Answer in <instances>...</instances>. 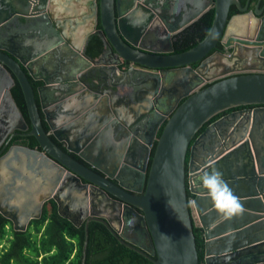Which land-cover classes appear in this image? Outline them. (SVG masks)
Listing matches in <instances>:
<instances>
[{"label":"water","instance_id":"water-1","mask_svg":"<svg viewBox=\"0 0 264 264\" xmlns=\"http://www.w3.org/2000/svg\"><path fill=\"white\" fill-rule=\"evenodd\" d=\"M260 1L248 9L239 0H0V147L14 130L28 129L10 93L15 80L29 118L26 135L39 146L15 145L0 156V214L13 229L26 230L51 199L62 217L85 223L86 238L88 223L98 221L153 264H200L193 226L202 230L203 264H263ZM164 3L170 26L156 11ZM231 6L238 13L230 17ZM212 8L204 38L173 52L170 33ZM158 32L167 47L146 45L149 36L159 42ZM93 33L112 59L104 50L96 58L85 54ZM218 43L227 53L215 50ZM119 60L133 67L122 71ZM29 77L41 82L36 90ZM100 80L118 92H93L88 82ZM137 146L140 164L131 162ZM213 169L239 197L242 215L225 219L214 207L200 180ZM126 171L139 179L136 192L120 176ZM136 225L145 247L126 235ZM85 249L86 240L82 264Z\"/></svg>","mask_w":264,"mask_h":264},{"label":"trees","instance_id":"trees-1","mask_svg":"<svg viewBox=\"0 0 264 264\" xmlns=\"http://www.w3.org/2000/svg\"><path fill=\"white\" fill-rule=\"evenodd\" d=\"M242 5L248 3V7H252L256 0H239ZM264 1L260 2V6ZM235 6H231L229 14L237 13ZM214 10L213 8L205 12L202 17L196 22L198 40L204 38L208 32ZM100 25L98 24V28ZM197 41L193 42L195 44ZM192 44V45H193ZM186 46L185 49L192 46ZM101 37L97 33L89 36L85 46V54L88 57L96 58L103 50ZM34 90L41 84L40 81L29 77ZM207 83L205 86H208ZM11 96L22 114L24 120L29 127V118L25 106L24 97L21 87L17 80L14 81L10 88ZM238 109V108H235ZM234 110V108L223 111L214 116L208 121L196 134L212 121L220 116ZM42 117V114H41ZM42 120V124H43ZM165 122L161 125L157 132V137L160 136ZM45 125V126H44ZM45 130H48L44 122ZM195 136V137H196ZM52 140L59 146L54 137ZM22 144L30 148H39L33 136L23 138ZM156 142L150 150L147 169H149L151 159L154 153ZM189 155V154H188ZM188 155L186 161L188 160ZM76 160L87 165L75 154H71ZM188 199L193 197V194L187 191ZM198 259L200 264H203V249L204 240L202 230L197 226H193ZM86 240L84 264H153L148 258L137 252L136 250L121 243L110 230L98 221H90L87 228V238L85 223L80 226H75L66 218L62 217L57 212V205L53 200H49L43 208L42 214L38 219H31L24 231H15L9 219L0 214V264H82L83 245ZM155 258V256H154Z\"/></svg>","mask_w":264,"mask_h":264},{"label":"flooded vegetation","instance_id":"flooded-vegetation-1","mask_svg":"<svg viewBox=\"0 0 264 264\" xmlns=\"http://www.w3.org/2000/svg\"><path fill=\"white\" fill-rule=\"evenodd\" d=\"M261 1H264V0H261ZM260 1V2H261ZM162 3V2H161ZM160 3V4H161ZM257 3V0L255 2V4ZM255 4H253L252 7H248V9H253ZM264 4L262 6H260V3H259V7H263ZM164 10H166V3L163 4L162 7L158 6L156 7V11H159L160 12V18H162L163 20H165V25H172L174 24L175 22L173 21H168V18H166L165 14H164ZM238 13V12H237ZM237 13H234V14H237ZM234 14H229V16H233ZM202 17V16H201ZM200 17V18H201ZM176 18V17H175ZM199 18V19H200ZM198 19V20H199ZM194 21L192 23H190L189 25H187L186 27H182L180 29H177L175 30L174 32H171L170 33V37H169V47L172 49L173 52L177 53V52H181V51H184L192 46H194L199 40H198V35H197V26H195L196 22L198 21ZM250 21H252V19H249ZM97 28H98V25H97ZM159 35V42L158 41H154L153 39L156 38L157 35H155L154 37L150 38V36L148 37L149 39H146V45H151L153 47H167V44L164 43V38H165V35L163 34V32H158L157 33ZM203 39V38H202ZM154 41V43H152ZM197 41L195 44H193V42ZM157 43V44H156ZM193 44V45H192ZM189 45H192L188 48H184L186 46H189ZM103 50H104V53L106 54L105 58L107 60L109 59H112V55H110L109 51H108V47H106V45H104L103 47ZM102 50V51H103ZM215 50H218V51H221L222 53H227V49H223L221 44L218 43L217 47ZM101 54V53H100ZM199 63L200 62H196V63H193L191 66L193 69H196L198 66H199ZM243 63V62H242ZM93 65L91 66V69H89L90 71H93L95 73H98V70L96 68L92 69ZM117 67L124 71V70H127L129 69L130 67H133V63L131 61H128V60H119L118 61V64H117ZM86 73V72H85ZM108 73H109V70H108ZM84 77V76H83ZM87 82V81H86ZM88 84H90V86L92 87V91L93 92H96V91H101L103 92V95L102 97H106L108 96V98H110V94H107L105 92V90H109L112 95H115L117 91V89H110V87H106L105 85V82L103 80H100L98 83H96V85H93L92 83L88 82ZM207 84V83H206ZM205 84V85H206ZM39 86V85H38ZM37 86V87H38ZM129 92L130 89H127L125 92ZM122 93V92H121ZM155 116V115H154ZM166 121L163 120L157 127V132L159 130V128L161 127V125ZM26 131V130H25ZM25 131H20V130H14L6 139V141L4 143H2L1 147H0V156L4 155L12 146H15V145H23V146H26L24 144H22L23 142V138L24 137H27L28 135H26V132ZM150 132L149 129L146 130V134H148ZM118 136H119V133H118ZM156 137H157V133H156ZM156 141H154L155 143ZM153 143V145H154ZM153 147V146H152ZM151 147V149H152ZM136 148H139L137 150V153L134 154L133 152V156L131 158V162L134 163V164H140L142 161V156H143V149H141V147H134V149ZM34 149V148H33ZM36 149H39V148H36ZM150 149V150H151ZM133 150V149H132ZM141 155V158H138V156ZM77 156V155H76ZM79 157V156H78ZM134 157H137V158H134ZM80 158V157H79ZM82 161L83 159L80 158ZM85 162V161H84ZM87 165H89L87 162H85ZM148 165V161H147V164ZM118 172V169L116 170ZM121 177H123L126 182H125V185L128 186V188L130 189V191L132 192H136V189L139 185L138 183V180L139 179H136L134 178L131 174L128 173V171L126 172H123L121 175ZM114 182H116V180L113 179ZM51 200V199H50ZM49 200H47L44 205H43V208L44 206L46 205V203L48 202ZM140 226V224H139ZM126 235L129 236L132 240H135L136 242L142 244L144 247L147 245V241L145 242V239L142 235V233L139 231V228L138 226L136 225V227L134 226V228H132L131 231L129 232H126ZM264 264V263H263Z\"/></svg>","mask_w":264,"mask_h":264},{"label":"clouds","instance_id":"clouds-1","mask_svg":"<svg viewBox=\"0 0 264 264\" xmlns=\"http://www.w3.org/2000/svg\"><path fill=\"white\" fill-rule=\"evenodd\" d=\"M202 187L207 189L214 207L221 213L225 219L242 215L245 208L227 182L223 179V175L216 169L211 173H205L200 177Z\"/></svg>","mask_w":264,"mask_h":264},{"label":"crops","instance_id":"crops-1","mask_svg":"<svg viewBox=\"0 0 264 264\" xmlns=\"http://www.w3.org/2000/svg\"><path fill=\"white\" fill-rule=\"evenodd\" d=\"M84 6V5H83ZM71 13V12H70ZM115 139H118V135H115ZM138 158H140V156H138Z\"/></svg>","mask_w":264,"mask_h":264},{"label":"rangeland","instance_id":"rangeland-1","mask_svg":"<svg viewBox=\"0 0 264 264\" xmlns=\"http://www.w3.org/2000/svg\"><path fill=\"white\" fill-rule=\"evenodd\" d=\"M1 244L3 245V241L1 242ZM1 244H0V248H1Z\"/></svg>","mask_w":264,"mask_h":264},{"label":"bare ground","instance_id":"bare-ground-1","mask_svg":"<svg viewBox=\"0 0 264 264\" xmlns=\"http://www.w3.org/2000/svg\"><path fill=\"white\" fill-rule=\"evenodd\" d=\"M34 88V87H33ZM43 125H44V122H43ZM45 126V125H44ZM29 131V130H28ZM47 131V130H46Z\"/></svg>","mask_w":264,"mask_h":264}]
</instances>
